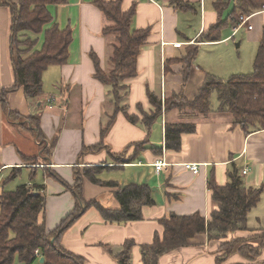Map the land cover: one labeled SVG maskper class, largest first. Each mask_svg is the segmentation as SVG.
<instances>
[{"label":"crops","instance_id":"1","mask_svg":"<svg viewBox=\"0 0 264 264\" xmlns=\"http://www.w3.org/2000/svg\"><path fill=\"white\" fill-rule=\"evenodd\" d=\"M17 3L19 0H12ZM109 1V0H106ZM192 2V1H191ZM203 2V6H202ZM136 4L133 28L151 30L138 56V74L129 79L130 91L126 99L130 114L141 117L138 104L148 113L154 111L147 90L162 100L172 93L182 91L193 99L202 86L206 73L223 80L234 74L247 73L245 64H240L242 53L236 57L229 43L242 29L246 28L237 48L246 47L253 52L254 60L259 38L264 27V11L252 15L249 23L234 34L223 35L218 41H197L198 36L220 19L218 12L206 11L205 0H200L201 25L193 36L179 32L177 23L179 10L168 0H122L127 11ZM53 16L51 24L60 28L70 27L73 41L69 48L66 64L49 66L43 74L45 99L31 100L23 89L10 91L6 104L0 101V190L8 189L20 177L22 184H43L46 189L45 211L40 219L49 230L57 228L77 205L76 196L68 186L75 183V171L79 167L102 166L96 177L103 184H96L84 177L82 193L85 201L97 199L109 208L118 209L120 203L114 195L116 187L104 182L114 181L119 187L130 184H146L154 190L156 204L144 206L143 219L127 223L106 222L96 207L85 211L63 234L61 246L84 258L86 264H119L117 255L126 240H134L131 264H144L142 246L152 244L156 234L162 237L164 226L161 220L171 214L191 215L200 212L206 219L219 209L208 187L211 174L221 186L229 181L233 165L247 186L263 187L259 203L248 215V230H239L229 237L245 238L264 231V130L245 133L239 125H233L232 116L215 111L207 116L191 115L185 110L163 111L152 129L150 143L162 147V152L151 149L135 156L133 142L146 138L147 130L133 124L123 112H119L103 136L101 131L113 112L109 86L94 77L95 52L105 68L108 57L109 35L103 34L108 23L94 0H68L63 4L48 6ZM12 15L8 6H0V93L3 88L15 83L11 58ZM225 29V28H224ZM223 29V30H224ZM42 40L39 43L41 46ZM196 44L198 53L191 65V75L184 85L185 63L174 62L185 56L189 45ZM245 68V69H244ZM59 93L63 98H59ZM105 104L108 107H105ZM217 108V107H216ZM215 108V109H216ZM17 113L10 118L9 112ZM194 121L197 129L182 135L179 150L165 148V123ZM40 116L39 125L44 137L39 138L35 127L22 120L23 116ZM54 142L51 155H43L42 143ZM103 142L109 150L90 151L91 146ZM130 162L116 163L113 153L125 148ZM44 156V158H43ZM35 157L39 163L26 158ZM129 158V159H130ZM163 160L160 171L155 163ZM186 163L198 164V171L185 167ZM15 167H21L15 170ZM248 169L243 174L244 169ZM16 177L8 181L11 173ZM11 190V189H9ZM220 242L209 240L207 233L190 240L189 246L175 249L158 258L157 264H217ZM249 260L235 251L223 264H249ZM257 263H264V250Z\"/></svg>","mask_w":264,"mask_h":264},{"label":"trees","instance_id":"2","mask_svg":"<svg viewBox=\"0 0 264 264\" xmlns=\"http://www.w3.org/2000/svg\"><path fill=\"white\" fill-rule=\"evenodd\" d=\"M68 0H0V6H8L11 10V58L15 74V83L5 87L0 93V101L6 104V96L10 91L23 89L27 98L39 99L43 94V74L52 65H63L68 62L69 48L73 41V31L70 27L60 28L57 24H48L53 16L48 6L63 4ZM179 10H193L189 0H168ZM94 4L102 11L107 24L103 34L116 35L113 54L110 58L111 68L104 69L95 52H91L94 62V77L103 85L111 88V103L113 112L102 128L104 136L113 124L117 114L123 112L133 124L141 125L147 130L145 139L133 142L135 156L146 149L161 153L162 147L150 143V135L155 122L161 118L163 111L173 109L190 110L191 115L207 116L215 111L228 113L232 116L233 125H239L245 133L264 130V27L259 38V46L254 59V68L245 74H234L227 80L206 73L204 82L193 99H188L182 91L179 94L167 95L164 100L149 89L147 96L154 107L151 113L143 110L141 104L138 109L141 117L130 114L126 103L130 91L129 79L137 76V60L141 47L146 43L151 30L133 28V19L136 14V4L124 11L122 0H94ZM215 9L219 19L226 10H230L225 20H219L207 30L200 33L197 41L221 40V32L225 27H234L239 23V14L250 15L264 8V0H216ZM41 46L39 43L41 42ZM198 53V46L191 44L181 58L172 59L174 62H183L184 85L191 75V65ZM217 93L218 106H212L211 98ZM10 118L17 113L10 110ZM22 120L31 123L37 130L38 137H44L40 128L39 115L23 116ZM197 129L194 121L166 122L165 148L179 150L182 144V135L193 133ZM43 155H51L54 142L46 145L42 143ZM101 149L109 150L103 142L91 146L90 151L98 152ZM125 148L121 152L111 153L116 163L130 162ZM44 158V156H43ZM130 158V159H129ZM27 161L37 162V158L28 157ZM1 168V164H0ZM20 170L21 167H15ZM102 166L77 168L75 183L68 187L76 196V208L61 224L49 230L44 220L40 219L45 211L46 196L43 184H20L15 189L3 187L0 190V264H86L82 256L64 249L61 238L65 231L88 209L96 207L106 222L127 223L143 219L144 206L156 204L154 190L146 184H130L119 187L114 181L104 182L105 185L116 187L114 195L120 203L118 209L106 207L97 199L85 201L82 193L84 177L96 184H103L96 174ZM6 179L4 185L16 177V172ZM208 187L212 192L213 200L219 203L211 218L206 219L200 212L191 215L171 214L161 220L164 226L162 237L156 234L152 244L142 246L144 264H157L158 258L175 249L189 246L190 240L199 234L207 233L209 240L220 242L218 246L217 264H223L230 256L238 251L247 258L249 264L257 263L258 257L264 250V231L245 238L229 237V234L239 230H248V215L259 203L263 187L247 186L240 176L238 169L233 165L229 171V181L221 186L214 175L209 178ZM55 239L54 244L51 242ZM134 240H126L123 249L117 255L119 264H131V251ZM39 249L44 261L35 256Z\"/></svg>","mask_w":264,"mask_h":264},{"label":"rangeland","instance_id":"3","mask_svg":"<svg viewBox=\"0 0 264 264\" xmlns=\"http://www.w3.org/2000/svg\"><path fill=\"white\" fill-rule=\"evenodd\" d=\"M192 1V5H193V10H190L188 12H182L179 11V20L177 23V28L179 30V32L184 33L188 36H193L199 29V26L201 25L202 19H201V6H200V0H189ZM216 0H205V9L206 11H213L214 10V2ZM230 10H226L222 17L220 18L221 20H225L227 18V15L229 13ZM246 31V28L242 29L237 35H235V37L233 39L230 40V44L233 46L234 48V52L236 57L240 56L239 54L242 53L243 55V59L242 62H240V64H247L246 69H247V73L251 72L254 68V60L251 58V55H254L253 52L251 51H247L246 47L242 48H237V43L243 38V35ZM231 35L232 34V26L228 25L227 27H225V29L223 30V35ZM114 43L116 44V35L115 34H110L109 35V48L107 51L108 57L105 60V68L107 70H109L111 68V62H110V58L113 54V47H114ZM255 59V58H254ZM245 69V68H244ZM45 90V89H44ZM46 91H43V94L41 96H39L40 99H45L48 95L45 94ZM59 98H63V96L59 93ZM211 102H212V106L214 108H216L218 106V96L217 93H213L212 98H211ZM105 107L107 108L108 105L105 104ZM190 110H185V113L190 114L189 113ZM194 115V114H193ZM183 121H187L191 118H189L186 114H184L183 116ZM22 184V180L20 177H18L13 183L12 185L9 186L8 189H15L18 185ZM44 195L46 196V189L44 190Z\"/></svg>","mask_w":264,"mask_h":264},{"label":"built area","instance_id":"4","mask_svg":"<svg viewBox=\"0 0 264 264\" xmlns=\"http://www.w3.org/2000/svg\"><path fill=\"white\" fill-rule=\"evenodd\" d=\"M150 1L156 2V0H150ZM202 6H203V2H202ZM262 11H264V8L262 10L258 11V12H262ZM255 13H257V12H255ZM255 13H253V14H255ZM253 14H250V15H245L243 13H240L239 14V23L233 27L234 34L237 33L239 31V29L242 26H244V25H247L248 26V29H252L253 28L252 24L249 23V21H250V19H251V17H252ZM164 165H165V162L163 160H158L155 163V168H156L157 171H160L161 168ZM185 167L187 169L192 170V171H198V169H199L198 164H195V163H186L185 164ZM247 172H248V169L247 168L243 170V174H246ZM35 256L37 258H40L41 259L42 255H41V252H40L39 249H36L35 250ZM17 264H20V263H17Z\"/></svg>","mask_w":264,"mask_h":264},{"label":"water","instance_id":"5","mask_svg":"<svg viewBox=\"0 0 264 264\" xmlns=\"http://www.w3.org/2000/svg\"><path fill=\"white\" fill-rule=\"evenodd\" d=\"M239 45H240V43L238 42L237 46H239ZM51 242L54 244L55 239L53 238ZM43 261H44V257L42 256L41 259H40V262H43Z\"/></svg>","mask_w":264,"mask_h":264}]
</instances>
